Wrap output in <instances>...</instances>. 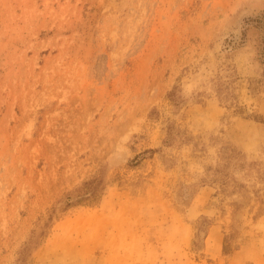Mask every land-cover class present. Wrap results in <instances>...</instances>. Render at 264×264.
Masks as SVG:
<instances>
[{
    "label": "rangeland",
    "instance_id": "1",
    "mask_svg": "<svg viewBox=\"0 0 264 264\" xmlns=\"http://www.w3.org/2000/svg\"><path fill=\"white\" fill-rule=\"evenodd\" d=\"M0 264H264V0H0Z\"/></svg>",
    "mask_w": 264,
    "mask_h": 264
}]
</instances>
